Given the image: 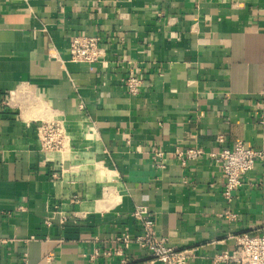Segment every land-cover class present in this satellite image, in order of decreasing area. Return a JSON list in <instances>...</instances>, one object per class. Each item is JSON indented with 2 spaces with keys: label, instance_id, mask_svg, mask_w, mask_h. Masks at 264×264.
<instances>
[{
  "label": "crops",
  "instance_id": "obj_1",
  "mask_svg": "<svg viewBox=\"0 0 264 264\" xmlns=\"http://www.w3.org/2000/svg\"><path fill=\"white\" fill-rule=\"evenodd\" d=\"M74 33L107 62L70 61ZM237 141L264 148V0H0V264H163L113 241L141 232L135 205L186 264H215L264 232V160L227 202L221 161L175 152Z\"/></svg>",
  "mask_w": 264,
  "mask_h": 264
},
{
  "label": "built area",
  "instance_id": "obj_2",
  "mask_svg": "<svg viewBox=\"0 0 264 264\" xmlns=\"http://www.w3.org/2000/svg\"><path fill=\"white\" fill-rule=\"evenodd\" d=\"M104 37L99 34L86 35L74 33L69 38V60L80 64H91L96 62L106 63V45ZM127 93L135 95L139 91L141 82L133 70L123 80ZM82 108V105H80ZM37 137L41 148L44 151H56L64 148L65 136L62 127L55 123H38L36 125ZM178 157L196 159L208 154L215 161H221L224 175L222 195L227 202L233 197V192L242 186L241 176L249 173L256 161L264 160V148L256 149L245 145L241 141L234 143L232 147L223 148L218 152L205 151L201 147H193L182 151H176ZM158 158L162 152L156 153ZM133 217L141 227L140 233L133 236L126 231H120L113 237L123 248L131 244L137 245L146 251L152 261H160L163 264H186L190 252L185 249H176L168 246L165 239L157 237L153 229L151 214L146 206L135 205L132 212ZM222 216L227 220H233L235 214L229 209L225 210ZM109 255V250L100 251L94 249L91 258L98 254ZM116 253H119V251ZM124 262V261H121ZM213 262L223 264H264V232L256 234L241 233L235 236L233 248L224 251L213 258Z\"/></svg>",
  "mask_w": 264,
  "mask_h": 264
}]
</instances>
